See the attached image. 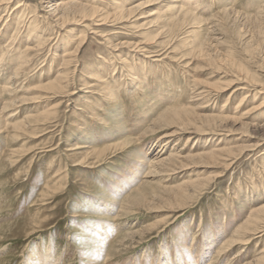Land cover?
I'll return each instance as SVG.
<instances>
[{"label":"rangeland","instance_id":"374dc122","mask_svg":"<svg viewBox=\"0 0 264 264\" xmlns=\"http://www.w3.org/2000/svg\"><path fill=\"white\" fill-rule=\"evenodd\" d=\"M80 1L65 23L44 0H0V264L49 247L61 264H264V213L246 221L264 204V0H128L144 6L124 18ZM178 125L179 158L143 167Z\"/></svg>","mask_w":264,"mask_h":264},{"label":"bare ground","instance_id":"6f19581e","mask_svg":"<svg viewBox=\"0 0 264 264\" xmlns=\"http://www.w3.org/2000/svg\"><path fill=\"white\" fill-rule=\"evenodd\" d=\"M52 1H55V2H53V3H51ZM114 1V3H115V6L118 8V7H120L121 8V12H120V14L121 15H123V17L122 18H124V17H126V14H128V15H131L132 16V14H137L138 15V13H139V11H140V9H142L143 8V1H141V2H138V3H136V4H134V5H131L130 7H128V8H123V7H121V3L122 4H124V2H127L128 0H113ZM192 1V0H191ZM44 3H47V4H50V8L52 7V10L55 12V13H57V17H59V18H63V19H66L64 22L66 23L67 22V18L70 20V18L69 17H67V14L70 12V11H74V9L76 10V8H84V9H87V5H85L83 2H81L80 0H44ZM178 2H176V0H170V2H166L165 3V5L167 6V10H169V11H171V12H173V13H175V14H179V13H189V12H186V10H183L184 8H181L182 6H181V4H180V6L181 7H179V5L177 4ZM184 5V4H183ZM93 8H95V6L93 7ZM192 8V7H191ZM21 10V9H20ZM126 10V11H125ZM98 11H100V9H98V6H97V9H95L94 10V12H92L91 14H89L90 16L91 15H93L92 17H95L94 15H98L97 13H98ZM34 12V11H33ZM97 12V13H96ZM142 12V11H141ZM9 13V12H8ZM139 14H141V13H139ZM22 15H23V13H22ZM22 15H18L17 17H15V18H12V19H14V21L17 23V22H20V20L22 21ZM11 16V15H10ZM19 16H21V17H19ZM32 16V15H31ZM83 16V15H82ZM87 16V15H86ZM86 16H84V18L86 17ZM101 16V15H100ZM176 18V17H175ZM25 19V18H24ZM107 18H102L101 20H106ZM35 20L37 21L38 20V17H36L35 18ZM75 20V19H74ZM84 20V19H83ZM13 21V20H12ZM27 22V21H26ZM94 22V21H93ZM23 23H25V22H23ZM31 23V26L33 27V29H31L32 31H34V30H36L37 28L35 27V26H33L32 25V22H30ZM29 25V24H28ZM11 26V22L7 25V27H8V29H9V27ZM25 27V26H24ZM85 28H87V26H84ZM26 29V28H25ZM30 30V31H31ZM88 30V29H87ZM83 32V31H82ZM38 33V32H37ZM40 34V33H39ZM30 37V36H29ZM72 39V38H71ZM40 40H41V37H40ZM39 40V41H40ZM39 41H37L38 43H39ZM85 41V38H81V40L78 42V45H77V48L83 43ZM73 42V41H72ZM80 44V45H79ZM193 44V43H192ZM41 45V44H40ZM71 45V44H70ZM30 48H39V46L37 45L36 47H30ZM29 47H27L26 48V51H28V49H30ZM80 48V47H79ZM24 52V50L22 51V52H24V54L26 53L27 54V52ZM74 51H76V49L75 50H72L69 46H67L66 45V47H65V49H64V53H63V60H64V63L66 64V65H70L71 64V62H73V61H75L76 60V58L73 56V54H74ZM21 55H23V53L21 54ZM12 56V55H11ZM158 56H160V55H158ZM19 57V56H18ZM22 58H24V57H26V56H21ZM10 60H11V58H10ZM21 60H23V59H21ZM0 61H1V58H0ZM27 61V60H26ZM23 62V61H22ZM22 62L21 63H19L20 64V66L22 65ZM2 63V62H1ZM24 65V64H23ZM67 67V66H66ZM68 69V68H67ZM66 69V70H67ZM19 74V72H18V68H17V70H16V74ZM102 73V72H101ZM126 73V72H125ZM66 74V73H65ZM69 74V73H68ZM135 74V73H134ZM60 75V74H59ZM102 75V74H101ZM99 73H95L94 74V76L96 77V78H92V79H96V80H98L100 83V87H102L103 89H104V92H105V96H108V98L110 99V101L112 102V103H115V99H116V96H115V94H114V91H113V89H115V88H110V86H111V84L109 85V88H108V85H107V83L105 82V81H103L102 80V78H103V76H101ZM124 75V74H123ZM132 75V74H131ZM61 76V75H60ZM64 76H66V75H64ZM92 76H93V74H92ZM134 76V75H133ZM57 77V76H56ZM68 77V76H67ZM66 77V78H67ZM124 77V76H123ZM61 78H62V76H61ZM69 78V77H68ZM146 78V77H145ZM64 79V78H63ZM118 80H117V82L119 81V80H122V79H124V78H122V76H120V78H117ZM134 79H135V77H134ZM56 80V79H55ZM58 80H59V78H58ZM61 80V79H60ZM65 80H67V79H65ZM116 80V79H115ZM57 81V80H56ZM62 81V80H61ZM138 81V80H137ZM55 82V81H54ZM58 82V81H57ZM59 83V82H58ZM61 83V82H60ZM87 83H89V82H87ZM137 83V82H136ZM119 84V83H118ZM56 85H58V84H56ZM126 85V84H125ZM99 86V85H98ZM115 86V85H114ZM3 88H5V87H3ZM118 88V87H117ZM119 91V90H118ZM135 93V92H134ZM99 105H102V104H99ZM92 106V105H91ZM100 107V106H99ZM154 107V106H153ZM175 109V108H174ZM154 110H156L155 108H154ZM151 111V110H150ZM157 111V110H156ZM156 111H152L153 113L154 112H156ZM168 111H170V110H168ZM51 112V111H50ZM53 112V111H52ZM182 112V111H181ZM181 112L180 111H175V115L173 114V115H170V112H168L169 113V115L167 114L166 115V113H165V111L161 114V115H159L155 120H153V123L152 124H156V123H159V124H167V123H171V122H174L176 119H180L181 117H177V116H180L181 115ZM51 114V113H50ZM98 114V113H97ZM155 114V113H154ZM95 115V114H94ZM146 115H147V113H146ZM97 116H99V115H97ZM188 116V115H187ZM219 116V115H218ZM100 117V116H99ZM151 119H152V116H151ZM150 119V120H151ZM182 119V118H181ZM185 119V118H184ZM145 120L146 119H144V122H145ZM186 120V119H185ZM149 121V120H148ZM147 121V122H148ZM142 122V121H141ZM150 122V121H149ZM176 122V121H175ZM182 122V121H181ZM187 122V121H186ZM188 123V122H187ZM144 124V123H143ZM168 125V124H167ZM182 125V124H181ZM151 126V125H150ZM162 126V125H161ZM179 126V125H178ZM152 127V126H151ZM159 127H160V125H159ZM177 127V126H176ZM150 128V127H149ZM151 129V128H150ZM82 130V129H81ZM152 130V129H151ZM185 130H187L186 129V127L184 126H179V127H177L176 129H174L173 131H171V132H168V133H165L163 136H161V137H159V139L158 140H156L155 142H153L152 144H150V146L147 148V150H146V152L145 153H143V155H139L138 157L141 159V161H142V166L144 167V166H148V165H154V166H157L158 164H161V163H168L169 161H172V160H174L175 158H179V154H178V151H177V148H176V146L175 145H173L172 143H173V141L175 140V139H177V138H179V136H181L182 135V133L183 132H186ZM141 131V130H140ZM197 131V130H196ZM209 131V130H208ZM213 131V130H212ZM153 132V131H152ZM193 132V131H192ZM194 133H196L197 134V132H194ZM205 134H214L213 132H207V133H205ZM190 138V137H189ZM156 147V148H155ZM171 147V148H170ZM78 148H82V146H80V147H78ZM213 148V147H212ZM217 148V147H216ZM220 150H222V149H213L212 151H208V152H204V153H199V155L198 154H196L197 156H214L215 154H217V153H219L218 151H220ZM223 151V150H222ZM196 155H189V156H191V157H195ZM182 158H184V157H187V156H181ZM191 157H188V158H191ZM100 158V157H99ZM184 160V159H183ZM162 165V164H161ZM157 167H159V166H157ZM156 168V167H155ZM143 169V168H142ZM139 171V170H138ZM176 172V171H175ZM126 188H128V186H124V191H125V189ZM136 191V190H135ZM123 192V191H122ZM137 194H138V192H137ZM136 196V194H133V197H135ZM140 197V196H139ZM106 208V207H105ZM126 209V208H125ZM112 211V210H114L110 205H108L107 206V208H106V211ZM123 213V212H122ZM264 213V204H262V205H260L259 207L257 206V208H254L253 210H252V212L250 213V215H249V217H248V219L246 220V221H249L251 218H255L254 219V222L256 221V220H260V219H258L259 218V216L258 215H260V214H263ZM261 216V215H260ZM245 223V222H244ZM247 223V222H246ZM106 227H109V226H105L104 228V231H102V230H99V235H101V236H103L104 238L103 239H109L110 238V235H111V231L109 230V228H106ZM260 228V227H259ZM236 229V228H235ZM239 230V229H238ZM138 233V232H137ZM238 233V232H237ZM237 233H236V235H237ZM237 236H239V235H237ZM126 237V236H125ZM216 240V239H215ZM235 239H233V237H232V240H230L229 242H228V244H233L235 241H234ZM103 242V241H102ZM105 242V241H104ZM107 243V242H106ZM237 244V243H236ZM225 248V247H224ZM190 249V248H189ZM189 249H188V251H189ZM206 245L204 244L203 245V248H202V251H203V253H205L206 252ZM226 249V248H225ZM197 251V250H196ZM200 251V250H199ZM209 252V251H208ZM207 252V253H208ZM100 253V252H99ZM184 253V252H183ZM190 253H192V252H190ZM195 253V252H194ZM194 254H192V256H193ZM203 256H204V254H203ZM198 257H199V255H198ZM208 257H209V255H208ZM35 258V259H34ZM34 258L32 257V255H31V258L30 259H28V261L26 262V264H61L60 263V261H59V259H55V257H54V255H53V252H52V250H51V248L49 247L48 249H46V250H41V253H40V249L38 250V252H37V254H36V256H34ZM169 258V257H168ZM166 256H164V258H162V260L160 261V264H172L171 262H170V260L168 259ZM262 258H264V256L262 257ZM94 259V258H93ZM196 259V258H195ZM95 260V259H94ZM174 260V259H173ZM179 260H180V258H179ZM179 260H177V262H176V264H179L180 262H179ZM172 261V260H171ZM189 261V260H188ZM187 261V262H188ZM209 261H211L210 259H209ZM261 262H262V260H260ZM110 262V261H109ZM174 262H175V260H174ZM196 262V261H195Z\"/></svg>","mask_w":264,"mask_h":264}]
</instances>
